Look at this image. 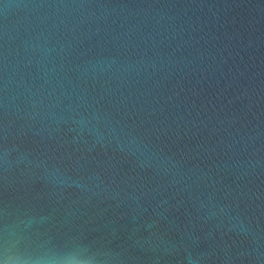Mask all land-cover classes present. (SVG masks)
<instances>
[{
    "label": "water",
    "instance_id": "1",
    "mask_svg": "<svg viewBox=\"0 0 264 264\" xmlns=\"http://www.w3.org/2000/svg\"><path fill=\"white\" fill-rule=\"evenodd\" d=\"M0 264H264V0H0Z\"/></svg>",
    "mask_w": 264,
    "mask_h": 264
}]
</instances>
